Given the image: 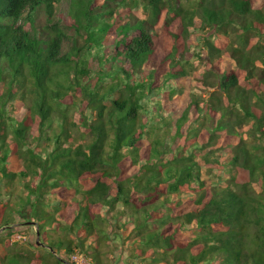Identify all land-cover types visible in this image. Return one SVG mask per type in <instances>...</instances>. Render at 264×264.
Masks as SVG:
<instances>
[{
	"label": "trees",
	"instance_id": "trees-1",
	"mask_svg": "<svg viewBox=\"0 0 264 264\" xmlns=\"http://www.w3.org/2000/svg\"><path fill=\"white\" fill-rule=\"evenodd\" d=\"M263 1L0 0V264H264Z\"/></svg>",
	"mask_w": 264,
	"mask_h": 264
},
{
	"label": "rangeland",
	"instance_id": "rangeland-1",
	"mask_svg": "<svg viewBox=\"0 0 264 264\" xmlns=\"http://www.w3.org/2000/svg\"><path fill=\"white\" fill-rule=\"evenodd\" d=\"M260 7H262V10L264 11V1L261 3V5H260ZM60 8H61V12H62V18L64 17H66V13H67V9H68V2H67V0H62V2H61V5H60ZM60 10V9H59ZM133 14H135V16L137 17V18H140V19H143L144 17H145V15H144V13H143V10H142V8H138V9H136L135 11H133L132 12ZM43 17V16H42ZM191 31H193L192 29H191ZM198 50V49H197ZM226 57V60L229 58V56H225ZM188 59H190L191 60V62L193 63V61H195V63H193L195 66H198V70H201L202 69V65L203 64H201L202 63V60L200 61L199 59H197L196 58V56H195V59H194V57H192L191 56V58H188ZM229 60V59H228ZM91 84H93V81H89ZM212 83H214L213 81H212ZM187 93H191L189 90H186L185 91V93L183 94V97H185L186 95H187ZM178 98V99H177ZM174 99H176V101H178L180 104H185V103H187V102H185L186 100H183L182 99V97H176V98H174ZM157 100L158 101H160V103H162L163 105H165V107L166 106H170L169 108L170 109H174V104L176 103V102H174L173 101V98H168V97H158L157 98ZM161 104V105H162ZM21 107H23V106H21ZM14 108H16L17 110H18V112L16 111V113H12L11 114V116L13 117V118H16L17 116L18 117H20V118H23V117H25V115L26 114H29V112H28V109L27 110H24V108H19L18 107V105H15V107ZM17 117V118H18ZM244 131V130H243ZM230 153L228 154H226V155H224L223 156V158H222V160L223 161H227L228 159H229V157H230ZM23 220L24 219H22V218H20V217H15L14 218V225H11L12 226V228H14V227H20L19 225H21V223H24L23 222ZM123 221H124V219H123ZM20 223V224H19ZM115 224H112V226H110V225H105L104 226V229L107 231V233H112V231H114L115 230ZM28 229H26L25 228V226H21L20 227V231H22V232H25V231H27ZM129 230H130V228L129 227H127V228H124V230H122V235H123V237L125 238V237H127L128 236V234H129ZM5 231V230H4ZM4 231H1L0 232V234L2 233V232H4ZM33 231H35V232H33ZM116 231V230H115ZM114 231V232H115ZM117 232H119V231H117ZM34 233H35V236H34ZM37 231H36V229L34 228V230H28V233L26 234V236L25 237H23V238H21L20 239V237L22 236H20V234H16V235H13L11 238H10V241L11 242H13V241H19L18 243L20 244L19 246H23V247H28V245L30 244V241H37ZM59 235H60V232H53V236L54 237H59ZM63 235V234H62ZM6 239H8V238H6ZM41 241V240H40ZM116 244H114L112 241H110L109 243H104L103 245H101L100 246V248H99V250L102 252V253H104V256H103V259H104V261H106L107 263L109 262V263H114L116 260H118V256H119V254L121 253V251H122V249L124 250V249H130V247L127 245L126 247H124L123 245H121V243H120V246H121V248L120 249H116V246H118L119 245V242H115ZM115 249H116V252H114L115 251ZM41 251H42V254H45V255H47V252H45V251H43L42 249H41ZM90 252V254H91V250H89ZM0 253H2V254H4L5 253V248H4V246L3 245H1L0 244ZM89 255V254H88ZM82 257L81 259H83L86 263L85 264H92V262H91V259L89 258V257H87L86 256V254L85 253H83V252H77L75 255H73V257ZM123 262H121L120 261V263L118 262V264H122Z\"/></svg>",
	"mask_w": 264,
	"mask_h": 264
},
{
	"label": "water",
	"instance_id": "water-1",
	"mask_svg": "<svg viewBox=\"0 0 264 264\" xmlns=\"http://www.w3.org/2000/svg\"><path fill=\"white\" fill-rule=\"evenodd\" d=\"M26 225H28V226H29V225H35V223H33V222H27ZM10 227L12 228V226H10ZM4 230H5V228L1 229L0 232H1V231H4ZM40 240H41L40 233H39V231H37V241H36V242H37L38 246H43V245L41 244ZM45 247H47V246H45ZM47 248H48V247H47Z\"/></svg>",
	"mask_w": 264,
	"mask_h": 264
},
{
	"label": "built area",
	"instance_id": "built-area-1",
	"mask_svg": "<svg viewBox=\"0 0 264 264\" xmlns=\"http://www.w3.org/2000/svg\"><path fill=\"white\" fill-rule=\"evenodd\" d=\"M20 239H21V237H20ZM82 257H73V262H75L76 264H85L86 262L83 260V259H81Z\"/></svg>",
	"mask_w": 264,
	"mask_h": 264
},
{
	"label": "flooded vegetation",
	"instance_id": "flooded-vegetation-1",
	"mask_svg": "<svg viewBox=\"0 0 264 264\" xmlns=\"http://www.w3.org/2000/svg\"><path fill=\"white\" fill-rule=\"evenodd\" d=\"M66 264H76L75 262H66Z\"/></svg>",
	"mask_w": 264,
	"mask_h": 264
}]
</instances>
